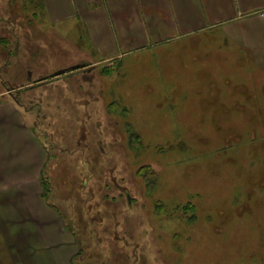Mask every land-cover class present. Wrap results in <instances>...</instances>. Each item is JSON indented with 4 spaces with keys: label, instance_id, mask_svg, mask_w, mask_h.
Masks as SVG:
<instances>
[{
    "label": "rangeland",
    "instance_id": "374dc122",
    "mask_svg": "<svg viewBox=\"0 0 264 264\" xmlns=\"http://www.w3.org/2000/svg\"><path fill=\"white\" fill-rule=\"evenodd\" d=\"M42 11L0 0V100L46 157L36 191L0 197V264H264L262 74L214 29L95 65L82 25ZM6 130L5 173L34 175Z\"/></svg>",
    "mask_w": 264,
    "mask_h": 264
},
{
    "label": "crops",
    "instance_id": "0c3cea01",
    "mask_svg": "<svg viewBox=\"0 0 264 264\" xmlns=\"http://www.w3.org/2000/svg\"><path fill=\"white\" fill-rule=\"evenodd\" d=\"M8 3L9 1L3 3L5 10L10 7ZM39 4L43 9L44 20L54 26H60L66 21L82 25L85 35L82 38L89 40L92 53L95 50L101 58L99 61L94 60L92 64L118 60L123 55L143 52L147 48L178 38H200L198 34L214 29L217 31V36L213 37L215 40H228L234 48L230 52L227 50V54L238 56L236 67L242 70L248 66V74H251L249 70L256 68L264 79V17L261 16L264 12V0H39ZM0 21L5 23L3 17H0ZM76 27V30L79 29ZM54 35L59 40L62 39L56 32ZM71 48L76 50L74 45ZM55 53L61 52L57 49ZM81 53L87 54L85 51H80ZM3 54L9 53L0 51L2 58ZM23 54L26 55L25 52ZM221 70L218 65L217 71L222 72ZM3 82L0 77V86L5 84ZM7 90L6 88L3 94ZM0 97H3L1 92ZM15 106L12 101L0 100V129L5 126L10 133L21 137V141L30 148L29 162L34 161L39 169L36 168L34 175L30 176L9 175L0 163V197H4L5 193V198L12 199L10 193L13 191L21 194L16 197L25 199L28 197V189H38V176L46 157L28 128L26 119L24 120L22 108ZM5 133L1 132L0 135ZM45 211L49 212L48 208ZM38 220V225L34 227L39 226L42 230L49 226L48 221L42 218ZM60 230L64 232L63 229ZM43 238L51 241L49 235ZM70 258L71 256L68 257L67 264Z\"/></svg>",
    "mask_w": 264,
    "mask_h": 264
},
{
    "label": "built area",
    "instance_id": "2783aa9c",
    "mask_svg": "<svg viewBox=\"0 0 264 264\" xmlns=\"http://www.w3.org/2000/svg\"><path fill=\"white\" fill-rule=\"evenodd\" d=\"M262 17H264V12L261 14Z\"/></svg>",
    "mask_w": 264,
    "mask_h": 264
},
{
    "label": "flooded vegetation",
    "instance_id": "af4514ba",
    "mask_svg": "<svg viewBox=\"0 0 264 264\" xmlns=\"http://www.w3.org/2000/svg\"><path fill=\"white\" fill-rule=\"evenodd\" d=\"M25 114H26V111H25Z\"/></svg>",
    "mask_w": 264,
    "mask_h": 264
},
{
    "label": "water",
    "instance_id": "95a60500",
    "mask_svg": "<svg viewBox=\"0 0 264 264\" xmlns=\"http://www.w3.org/2000/svg\"><path fill=\"white\" fill-rule=\"evenodd\" d=\"M14 100V99H13ZM14 102H15V100H14Z\"/></svg>",
    "mask_w": 264,
    "mask_h": 264
}]
</instances>
